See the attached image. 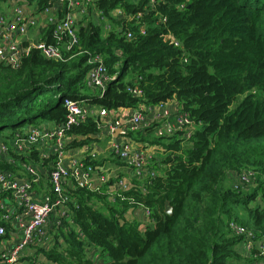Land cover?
<instances>
[{
	"label": "trees",
	"instance_id": "16d2710c",
	"mask_svg": "<svg viewBox=\"0 0 264 264\" xmlns=\"http://www.w3.org/2000/svg\"><path fill=\"white\" fill-rule=\"evenodd\" d=\"M11 2L41 12L49 0H0V13ZM92 9L102 25L87 13ZM87 11L77 20L78 46L63 53L65 61L33 49L15 67L0 63V142L9 156L50 169L51 160L34 149L28 156L15 154L9 141L24 124L42 128L33 124L36 119L61 126L65 98L107 110L175 101L195 129L189 138H153V127L131 135L162 149L165 156L150 165L156 175L113 203L72 189L77 231L60 232L64 245L55 238L44 258L50 264H94L86 252L92 246L109 264H264L256 251H238L244 240L230 229L237 224L256 241L264 235V206L255 202L257 195L264 199V0H91ZM42 40L54 43L51 26ZM94 55L110 75L117 74L101 97L84 93L86 61ZM136 86L140 97L129 91ZM96 123L87 118L73 126L68 136L84 139L70 147L89 144ZM9 127L16 130L3 136ZM7 159L0 157V170L15 173ZM238 172L253 173L249 192L251 185L236 182ZM136 206L149 211L151 223L142 231L139 220L126 218Z\"/></svg>",
	"mask_w": 264,
	"mask_h": 264
},
{
	"label": "built area",
	"instance_id": "2783aa9c",
	"mask_svg": "<svg viewBox=\"0 0 264 264\" xmlns=\"http://www.w3.org/2000/svg\"><path fill=\"white\" fill-rule=\"evenodd\" d=\"M84 4L89 6L91 0H85ZM84 6L76 0H49L41 12L45 17L46 26L52 28L54 43L50 44L43 40L30 42L25 39L29 29L35 25V19L19 5L0 13V63L15 67L20 59L33 49L48 60L65 61L63 53H68L78 46L76 13L84 16ZM113 14L121 13L118 11ZM105 29H109L108 25ZM126 36L131 38L130 33ZM173 43L175 46L179 45L177 41ZM86 64L89 70L85 85L101 97L108 82L114 80L117 74L108 73L100 55L88 57ZM129 91L135 97L142 96L138 86ZM62 105L66 116L61 126L40 128L29 125L14 132L9 141L15 154L28 156L31 149H34L41 159L51 160V166L46 172L48 189L40 191L36 190V187L43 183V175L35 166L23 164L22 177H18L14 172L0 170V224H9L12 236L16 232L19 234V239L14 245L0 253V264H19L24 251L43 237L50 219L60 225L63 218L73 216V209L69 206V193L72 189L106 195L111 201H123L125 193L143 186L144 181L153 178L156 171L150 165L157 157L153 151L145 149L149 145L148 142L136 141L131 135L144 128L153 127V136L156 138H169L178 133L184 138H189L195 129L188 116L177 111L179 108L174 101L148 107L141 105L136 109L107 110L85 101L65 98ZM87 118H94L97 131L106 132L110 137V150L128 169V177H114L107 171L98 170L92 163L95 153L90 143L80 156L67 150L73 141L77 143L84 139L68 136L67 132L73 126L84 123ZM7 154L8 149L0 142V157L6 159ZM235 180L238 185H251L254 175L251 172L239 173ZM144 214L150 221L149 211L144 210ZM230 229L236 237L243 238L246 252L256 251L258 256L264 259V235L256 241L252 232H247L237 224H231ZM5 235L6 228L0 225V238ZM94 264L107 263L102 259L96 260Z\"/></svg>",
	"mask_w": 264,
	"mask_h": 264
},
{
	"label": "crops",
	"instance_id": "0c3cea01",
	"mask_svg": "<svg viewBox=\"0 0 264 264\" xmlns=\"http://www.w3.org/2000/svg\"><path fill=\"white\" fill-rule=\"evenodd\" d=\"M76 1L81 3V5H85L86 6V7L84 6L85 10L86 11L88 10L89 6L87 4H84L85 0H76ZM87 13L91 15V18L96 25L101 24L99 21V18H98V13L95 9H92L91 12L87 11ZM28 15L32 16L35 19V25L29 29L28 34L25 37V39L30 41V42H37L39 40H42V33L47 28V26L45 24V17L42 15V12H39V16H34L32 13H28ZM39 17H41L42 23H39V20H38ZM105 31H106V29H105ZM34 32H36V33H34ZM92 92H94V91H92ZM94 93L96 95H98L96 92H94ZM46 125H47L46 127H52L53 126L50 123H48ZM117 137H118V139L120 138V136H117ZM100 138L102 139V141L98 142L99 141L98 139H100ZM109 142H110V137L107 135L106 132H102V131L98 132L97 131V134L92 136V143H90V145L92 147V151L95 153V157L92 159V163L99 168L98 170L107 171L110 174H112L114 177H121V176L128 177L129 176L128 169L126 167H124L123 164L111 152ZM95 146H96V148H95ZM93 148H95V149L93 150ZM82 152H83V150H78L76 148L71 149V153H73L76 156L82 155ZM7 156H8L7 160L9 162V165L12 166L13 168H15V170H16L15 174L18 177H22L23 176L22 172H24L23 164L14 161L9 156V154H7ZM115 163L119 167H117L115 165ZM29 164H31V163H29ZM31 165L35 166L36 170H39V172H42V175H43V183H41L39 186H37L36 190H38V191H40L41 189L47 190L48 189V187H47L48 180H47L46 172H48L49 170L43 169V168L39 167V165H36V164H31ZM1 171L10 172L8 170H1ZM113 172H115V173H113ZM123 172H124V174H123ZM107 199L113 203V201H111V199H109V198H107ZM70 209H71V207H70ZM131 210H132V213L129 214V212H128L126 215L127 219H134L135 218L137 220H141V221H139L140 224L150 225V221H148V218L144 214L145 209L143 207L136 206V207L132 208ZM54 220H56V218H54ZM48 224L49 225L47 228H49L50 230H54L55 232L58 233V237L56 238V240L58 238H60V236H59L60 232L66 233V232H69L70 230L75 231V232L77 231V229H74L72 217H70V216L63 218V220H62L63 226L56 225L55 223H53L52 219L49 220ZM0 225H3L6 228V232H7V229H9L8 235L4 236L3 238H0V253H2L3 251L9 250L14 245V243L19 239V234L16 232L15 235L12 236L10 234V232L12 231V228L9 224H2L1 223ZM55 227L57 230H55ZM46 229H44L43 237L38 239L36 242H34V244H32L28 248V250L24 251L22 259H26L29 257L30 260L29 261L25 260V261H22L19 263L24 264V262H27L28 264H35L37 262L38 264H50L44 258L42 252L48 251L50 248L54 247L55 238L54 237L53 238L48 237L46 235ZM57 241L60 242L62 246L64 245V241L62 240V238L57 240ZM86 252H87L88 257L92 260L93 263H95L96 260H102V257H105V256H101L99 251L92 248V246L86 247ZM104 262L109 264V262H110L109 258L107 257V260H104Z\"/></svg>",
	"mask_w": 264,
	"mask_h": 264
},
{
	"label": "rangeland",
	"instance_id": "374dc122",
	"mask_svg": "<svg viewBox=\"0 0 264 264\" xmlns=\"http://www.w3.org/2000/svg\"><path fill=\"white\" fill-rule=\"evenodd\" d=\"M130 2H133V3H137L138 2V0H130ZM11 4V7L12 6H14V5H19L23 10H24V12H26L27 14L28 13H32L34 16H39V12H38V10H36V8H34L33 6H31V5H27V3H25V2H20V3H14V2H11L10 3ZM7 5H9V4H2L1 5V7H2V10H8L9 8L8 7H6ZM32 5H34L35 6V3H33ZM10 7V8H11ZM6 8H8V9H6ZM77 12V11H76ZM81 19V16L80 15H78L77 13H76V20H80ZM39 23H42V19H41V17H39ZM111 26V25H110ZM107 27V25H104L103 26V28L105 29ZM34 33H36V32H34ZM105 35V34H104ZM124 58V56L122 57V59ZM120 65V64H119ZM91 91H93V90H91V89H89V88H86L85 90H84V93H89V92H91ZM241 98H239L238 99V101L240 100ZM175 102V101H174ZM93 106H95V105H93ZM34 125H40V126H42V127H46L47 125L46 124H48L46 121H42V120H40V119H36V120H34V123H33ZM29 125H31V124H24V127H27V126H29ZM18 129V128H17ZM16 130V128H14V127H9V128H6V129H4L3 131H2V135L3 136H9L13 131H15ZM99 137V136H98ZM149 138H152V135L149 137ZM153 138H155V137H153ZM186 138H188V137H186ZM79 139H82V138H79ZM99 141L98 142H101L102 141V139L100 138V139H98ZM90 143H92V140H91V142ZM97 143V142H96ZM149 144V143H148ZM87 145L88 144H85V145H83V146H80V147H77L76 149H78V150H84V149H86V147H87ZM182 146H186V143H183L182 144ZM95 148H96V146H95ZM95 148H93V150L95 149ZM71 149H73V148H71L70 147V145L67 147V150H71ZM145 149H148V150H151V151H153V154H154V156H156L157 158H159V157H164L165 155H163V151H162V149L160 148V147H158V146H155V145H147V147H145ZM98 152V151H97ZM115 165L117 166V167H119L116 163H115ZM113 173H115V172H113ZM240 172H238V173H234L233 174V176H237L238 174H239ZM241 173H245V172H241ZM123 174H124V172H123ZM160 175H161V173H160ZM229 185L230 183H229V181L228 182H226V185ZM248 186H250V185H248ZM252 186V188H249V189H247L246 191H250L251 189H253V185H251ZM244 188L246 187V186H243ZM104 196H106V195H104ZM256 201V203H259L261 206H264V199H262L261 197H260V195H257V197H256V199H255ZM254 207V202H253V204L251 203L250 204V206H249V208H253ZM239 209V208H238ZM132 213V210H130L129 211V214H131ZM239 216H240V213H239ZM139 221H141V220H139ZM61 226H63V224L61 223L60 224ZM68 225V224H67ZM143 228H144V224H140L139 223V227H138V229L140 230V231H142L143 230ZM55 230H57L56 229V227H55ZM249 232H252V231H249ZM253 233V232H252ZM46 235L48 236V237H54V238H57L58 237V233L57 232H55L54 230H50L49 228H47L46 229ZM237 248H239L238 249V251H242L243 249L245 250V242H242V245L240 244ZM26 250H28V249H26ZM241 253V252H240ZM102 259H104V260H107V257L105 256V257H102ZM23 261H25V259H23ZM19 262H22V261H19ZM19 264H22V263H19ZM24 264H28L27 262H24Z\"/></svg>",
	"mask_w": 264,
	"mask_h": 264
},
{
	"label": "water",
	"instance_id": "95a60500",
	"mask_svg": "<svg viewBox=\"0 0 264 264\" xmlns=\"http://www.w3.org/2000/svg\"><path fill=\"white\" fill-rule=\"evenodd\" d=\"M117 133H120V132H117ZM165 205H166L165 213H166L167 215H170V214H171V208L169 207V205H168L167 203H166Z\"/></svg>",
	"mask_w": 264,
	"mask_h": 264
}]
</instances>
